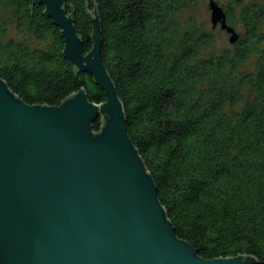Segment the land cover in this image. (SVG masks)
I'll use <instances>...</instances> for the list:
<instances>
[{"label": "trees", "instance_id": "trees-1", "mask_svg": "<svg viewBox=\"0 0 264 264\" xmlns=\"http://www.w3.org/2000/svg\"><path fill=\"white\" fill-rule=\"evenodd\" d=\"M238 3L237 19L230 7L226 19L243 34L220 54L208 52L211 32L179 18L187 0H66L64 7L84 54L98 16L101 58L127 134L176 235L203 259L248 254L264 264V0ZM63 47L42 5L0 0V77L19 98L56 106L83 88L90 101L104 102ZM249 58L253 68L241 70ZM101 123L96 118L93 131Z\"/></svg>", "mask_w": 264, "mask_h": 264}, {"label": "water", "instance_id": "water-1", "mask_svg": "<svg viewBox=\"0 0 264 264\" xmlns=\"http://www.w3.org/2000/svg\"><path fill=\"white\" fill-rule=\"evenodd\" d=\"M40 4L59 28L63 55L106 97L81 88L59 105L27 104L0 77V264H257L253 255L203 259L179 238L125 126L101 58L99 19L84 54L66 0ZM211 27L234 44L226 12L208 0ZM101 118L99 130L92 123Z\"/></svg>", "mask_w": 264, "mask_h": 264}, {"label": "rangeland", "instance_id": "rangeland-1", "mask_svg": "<svg viewBox=\"0 0 264 264\" xmlns=\"http://www.w3.org/2000/svg\"><path fill=\"white\" fill-rule=\"evenodd\" d=\"M216 1L224 8L225 12H227L226 9L230 7V9L233 10L235 18L237 19L238 11L240 9L238 3L239 0ZM179 18L185 24L193 20L195 25H198L199 27H202L212 33V41L208 44V52L213 51L214 53L220 54L225 51L231 52L233 49V44L228 41L229 35L224 30H221L219 26L217 28L211 27L208 0H187V5L182 9ZM231 25L238 33L239 39L241 34H243L242 26L238 22L231 23ZM13 32L11 33L14 34ZM253 64V59L249 58L241 66V70H250L253 68Z\"/></svg>", "mask_w": 264, "mask_h": 264}, {"label": "flooded vegetation", "instance_id": "flooded-vegetation-1", "mask_svg": "<svg viewBox=\"0 0 264 264\" xmlns=\"http://www.w3.org/2000/svg\"><path fill=\"white\" fill-rule=\"evenodd\" d=\"M217 27H218V25L215 28H217Z\"/></svg>", "mask_w": 264, "mask_h": 264}]
</instances>
